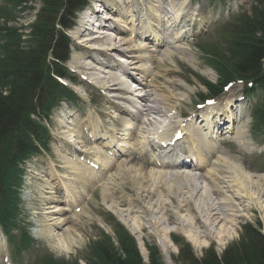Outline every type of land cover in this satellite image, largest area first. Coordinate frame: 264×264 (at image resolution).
I'll return each instance as SVG.
<instances>
[{
  "label": "rangeland",
  "instance_id": "rangeland-1",
  "mask_svg": "<svg viewBox=\"0 0 264 264\" xmlns=\"http://www.w3.org/2000/svg\"><path fill=\"white\" fill-rule=\"evenodd\" d=\"M89 1L90 4L94 3V6L97 2H102L103 6L105 8H108V11L107 9H104L105 11L103 12V14H105V12H110L113 17H115L114 19H118V21L116 22H106L108 23V25L115 27V30L117 32L116 34H122L120 32V30H122L121 26L125 25L128 27V25L130 24L129 16L131 15V11H138L143 8V6L146 8L153 4V0ZM158 1L160 5H162L164 2V0ZM227 3H236V5H239V7L241 6L240 9L243 10H246L249 7V4L241 0L191 1L190 6L192 7L196 4L200 5L203 20L207 21V24L205 23L203 28L199 31V34H197L200 37L193 36V39L195 38L193 42H190L192 37L186 38V40L182 42L181 40H175L173 44H169L168 46H164L158 49V52H149L145 55L138 53L136 55H133L131 53H128L129 47L127 45H121L119 47V55H122L128 61H139L135 66H133V63L130 61L131 63H129V71L132 73L134 72L133 68H144L143 62L140 61V58H142L143 55L144 57H146V59H149V61L151 60L152 63L154 62V64H156V66H152L151 63L149 65L151 69L153 68L151 70V76L155 77L154 82H156L150 84L153 93L152 98H154L156 92H158L159 95L162 96V98H167V94L175 95L176 99H178L175 103L176 106L168 105L169 108H167V111H169L168 113H170L168 114V116L176 117L174 118L173 122L179 121L177 120V117L181 115L184 116L190 111H195L194 102L196 101L195 99L198 93H205V89L201 85V82L203 80L211 83H216L217 81V75L210 69L212 65L210 64L209 59L202 58V55L198 51V48L201 47V44H199L198 41L200 38L207 43H217L220 41L221 26L239 12L238 7V10L236 12L229 13L230 15L226 16L224 8ZM41 7V0H32L25 9L16 10V19L13 23L10 24L13 27L19 29L22 28V30H24L26 36H24L23 39L26 40L28 38V34L32 30L30 26L34 24V22H32L33 18L37 17V13L39 12V9H41ZM210 20H216V22L212 23ZM69 33V35H71L73 39L76 40H74L73 42L74 50L72 51L70 59L68 61V67L72 70L74 76L77 77V81L80 84L76 87L70 86L79 100V103L76 105V107L78 108V114L76 115V117L80 118L86 115L87 120L90 116L93 119H98L97 115L99 113H105L107 111L108 114L110 113V115H112L113 117H117L121 121H124L126 124H128L129 120L127 118L122 117L119 114H112V112H110V109L107 108L108 106H106V103L103 105H99V102L102 99L105 101L107 100L105 98L106 96L116 94V92L110 91L111 87L106 90L105 97L101 95L98 90L105 89L103 87V83L107 84V81H109L108 75L106 74V66L114 65L117 68L119 67V64H117V62L113 59L118 57L116 53L108 52V55L106 56L104 54L103 50L109 47L105 42L110 41L103 40L102 38H99L97 39V41L93 42L85 41V38L86 40H92V38L94 37H88L84 32L81 33L80 28L77 26L72 32L69 31ZM176 33L177 32H175V34ZM113 34L115 35V33ZM95 37L97 38V36ZM129 38L130 36L127 38V40H129ZM115 39L117 43L119 40H117L118 37L116 35ZM115 45L118 46L119 44ZM144 45L145 47L148 46L147 44ZM152 49L155 48L152 47ZM122 52L124 53L122 54ZM168 71L169 73H167ZM81 76H85L88 80L87 82H90L92 86L83 81V79H81ZM135 77L136 80H138V77ZM109 83L110 81L108 82V84ZM152 85H155L157 88L154 89ZM95 86L97 88H95ZM121 88L122 86H118L116 89L120 90ZM242 92V85H235L231 88L230 92L227 93L228 95H225V97H222V99L223 101L226 99H230L232 101L241 100ZM3 93H6V91H3ZM119 96L124 97L127 95ZM155 98L161 99L157 97ZM250 101L251 100L244 99L243 101H241V103H237V105L235 106V108L239 112H243L244 108H246L247 112H244L245 117L242 119V121H239L234 126L232 133L229 135V138H231V140L228 143L216 141L213 143H207V145L216 149V154L211 159L212 167L222 172L224 176H222L221 179L225 181L227 177H230L229 171L225 169L221 162L218 161L220 157H223L230 160L231 163H234L236 166L241 167L244 172L253 180L260 178L259 184L264 188V135H260L257 138H253L251 136L253 124L249 117ZM252 101L254 102V100ZM159 107L166 108L163 106ZM67 108L68 106L63 104L60 108H57L54 111L52 118L50 119V135L52 137L53 143L50 144V151L47 152L48 155H42L38 159L34 158L32 159V162L29 161L26 165L28 175L25 177L24 185L22 187L21 195L23 212L20 218L26 221V225L28 226L30 235L33 238H36L34 239L35 245L32 247L31 251L27 254H23L20 262H18L17 264H36L38 261H41L42 259H48L49 257H53L55 260L79 259L80 263L84 264V254L87 255L89 251V249H87V251H84L85 248L89 243L92 244L93 241L99 239L98 237H100L102 233L108 235L114 241H116V235L114 233L115 228H112L113 223L122 225L123 228L131 233L136 241H138L137 245L138 247H140L139 250L143 257V261L146 260L144 262H147L149 259L146 247L151 249H155L154 247H156L155 250H157V253L161 254L164 264H177L178 262H181L183 257L182 248L186 245L188 248H190L196 258L208 257L211 251L220 256L224 252L229 251L230 247L236 246L242 241H245L243 239V234L246 230V227H251L252 229L257 230L259 234L264 236V209H260L256 203L248 204L247 200L244 198H241L239 200L240 202H237L236 200L233 201L235 207L230 208L234 210L231 213L234 216L233 218L231 217L233 224L230 225L231 220L227 223L228 225L225 223V234L229 235V237L225 238L223 241H219L218 239L215 240L212 237L206 243H203L200 246L196 247L194 244L192 245L193 242L191 243L189 240H186L184 238V234L180 233L177 230H174V228L172 227L177 220L175 219L174 215H172V205L166 206L167 212H169L170 209V214L173 217L172 221L167 222V227L164 224L162 225V223H164V218L160 217V213L155 212V214H152L151 217L149 213L139 215L141 218V222L138 226L140 230H138L136 225H130V223H127L126 220H124L122 217V215L124 216L126 214V211L123 210H126L127 207L117 205L116 203H118V201L115 202L114 200H111L110 196L108 195V193H110L112 190H115L118 192L117 198L126 200L131 203L135 201L134 204L140 207L145 206V204L148 202L155 203V199H152L151 201H141L139 203L136 202V200H138V196L140 197V195L138 194V184L135 181L130 180L129 175L127 176V170L130 168L131 171L135 173L134 171H138L139 169H141L139 165L141 164V161H139L138 164L136 156L132 154L128 156L125 155L124 158L121 159V164L119 167H114L112 170L110 169L106 172V174L102 175L101 179L93 183L95 184L93 185L94 187H100L96 192L93 193V198L87 206L84 205V198L86 197L85 192L82 194L83 196L81 198V204L80 206H78L80 207L78 208V211L82 209V212H77L78 217L80 218H76L74 221H72V218H74V211L72 210L69 213L62 212V207L65 205L62 198L59 199L58 203L50 204L52 200L56 198H54V195L46 194L48 188L53 186V184L50 183L51 177H49L52 176V174H50V172L47 173V167H54V165H59L60 167H62L61 171H63L64 173L67 172L66 174H63L62 172L59 174H55L58 176L56 182H53L54 184H56L55 186H57V181L61 180L62 183L69 181V184L66 185L68 188H76L79 192H83L86 190L89 184L88 182H85L84 186H82L83 188L76 184L77 180L79 179L78 174H76L75 176L71 175L74 169L72 168V166H69L67 164V161L70 158L64 155L63 150H67V147L69 146L70 148L68 149V151L71 152V149H73L71 147H77L79 150L83 151V153L92 154L96 149H94L93 146H86L83 149L79 147L81 146V144L78 136L82 137L81 132L75 130V132L73 133V131H71L72 129L68 128L70 126L65 125L66 122L73 123V121L76 120L68 119L67 113H71L66 111ZM159 110H161V112H164V110L162 109ZM65 111L67 113H65ZM113 111L115 112L116 110L113 109ZM172 112H174L175 116H172ZM74 114H76V112ZM120 114H122V112H120ZM156 119L158 120V118ZM99 120L102 123L104 122L109 127L112 126L114 122L111 118L102 119L100 117ZM64 125L66 127H64ZM66 128H68L67 131L65 130ZM68 131H70L71 134L68 133ZM239 132L242 133L241 136L244 138L242 141H239L236 137V134ZM136 134L143 135L142 133H140V131H137ZM119 138H121L122 140L125 139V137ZM223 138L225 137H222V140ZM132 139L133 137L130 133L129 140L125 139L126 141L123 142L131 145L133 143ZM70 141L73 142L76 146H74ZM81 141L84 142L83 138H81ZM69 143L73 146L68 145ZM134 151L136 153L139 152L137 151V149H135ZM96 155H92L90 156V158ZM120 169H122V171H119ZM146 170L144 169L140 172L144 174ZM78 173L80 175H83V173ZM222 174L218 173L217 176H220ZM59 175H64V177L66 178H59ZM197 177L200 178V176ZM126 182H129L128 185L125 187L122 186ZM228 182L226 179L227 184ZM198 186L202 188V185ZM144 187L149 189L148 184L144 185ZM101 189H103V191H100ZM107 189H109V192L106 191ZM233 190L236 189L233 188ZM92 192L93 190L90 191L88 195L92 194ZM102 192L104 193L103 197L101 196ZM225 193L227 195L226 198H228L230 193ZM48 199H50V201ZM218 199L221 200L222 198ZM215 201L217 203V200ZM142 211L145 212L144 209ZM50 213L56 214L52 217H48ZM162 213L165 218H167V215H169V213H165L163 211ZM223 215L225 216V213ZM229 219L230 218H228L227 220ZM152 220L157 221V223L166 228L165 230H168L167 234L166 232L164 234V239L161 237L162 227L159 229L153 227L154 222L152 224ZM220 220L224 224L223 220L219 219V221ZM55 222L60 223L61 228L58 230L49 229V232H47L46 229L50 228L51 225ZM77 223H79V225H77ZM76 229H78L79 234L76 232ZM217 229L215 231L214 229H212L213 235L215 237L217 236L218 231L221 232L223 228L219 229L218 227ZM209 230H211V228ZM67 231H71L73 235L79 236L76 242H74L68 250L58 246L57 243L55 244V242H53V239L51 240L50 236L57 233L63 236ZM159 235L162 238H160L161 240H159ZM46 238H48V240H46ZM175 238L177 239V241H179L178 244L176 243ZM0 243V249L3 250V252L0 253V264H15L10 260V254L12 250L8 245L3 244V239L1 238V236ZM163 244L166 245V247L168 246L170 257L167 259L170 262L165 259L166 257L160 249V246L164 248ZM147 264H149V262Z\"/></svg>",
  "mask_w": 264,
  "mask_h": 264
},
{
  "label": "trees",
  "instance_id": "trees-1",
  "mask_svg": "<svg viewBox=\"0 0 264 264\" xmlns=\"http://www.w3.org/2000/svg\"><path fill=\"white\" fill-rule=\"evenodd\" d=\"M28 1L2 0L0 5V224L7 234L15 220L11 187L18 174L16 162L32 152L34 140L39 144L45 142L44 128L31 120L30 114L39 108L43 113L49 111L56 99L69 94L51 74L65 75L57 63L68 56L69 40L63 29L71 27L74 13L86 3V0H41L42 7L30 26L32 30L23 40L25 34L9 24L14 21L16 10L24 9ZM250 1L249 12L220 29L218 45L202 48L218 75L216 84L205 85L211 96H218L223 86L231 82L252 83V89L246 92L261 93L253 119L256 128L264 130V0ZM247 228L243 234L245 241L220 256L211 251L208 257L196 258L184 246L182 260L177 264H264V236ZM118 231L121 232L118 246L114 247L105 237L91 247L87 264H144L133 239L122 228ZM30 245L29 240L22 239L18 251H27ZM148 262L164 264L155 249L149 251ZM45 264L78 263L48 258Z\"/></svg>",
  "mask_w": 264,
  "mask_h": 264
},
{
  "label": "bare ground",
  "instance_id": "bare-ground-1",
  "mask_svg": "<svg viewBox=\"0 0 264 264\" xmlns=\"http://www.w3.org/2000/svg\"><path fill=\"white\" fill-rule=\"evenodd\" d=\"M187 3V0H182L179 2L177 5H172V18L173 21L177 22L178 20L181 19V16L184 13H187L188 17V23H189V28L184 32L180 30L179 33L176 34V39L181 37L182 35H192L193 33L197 32L201 28V24L203 22V17L202 14L199 12V7H195L194 9H191L190 7L186 6L185 4ZM154 15L156 18H154V21L157 23V25L162 27V23L165 22L166 26L169 27V19L163 20V16L160 5L156 2L154 6L150 8L151 11H154ZM162 16V17H161ZM153 17V16H152ZM105 18L109 19H114L112 16L107 15ZM115 21H118V19H115ZM177 26V24H176ZM174 26L173 29L176 27ZM104 27V26H103ZM122 28L127 29V26H123ZM157 29V31H156ZM102 30H108L106 33L108 36L103 37V40L110 41V42H105L107 46L108 51L114 52V53H120L119 47L121 45H127L129 47L128 51L131 52L132 54L134 52H140L142 49L140 47L142 44L139 41H135L132 39L127 40L125 37H128L130 34V37L132 36L131 33H135V38H139L138 35H148L151 38H154V41L156 43H159V35L157 32H159L158 28H155L152 30L151 25H141L140 32H136V29L134 27V23L130 27V32L125 33L122 37H119L117 40H119L116 43L115 36L111 37L110 35V30H115L114 26L105 24V28ZM102 33V32H100ZM133 35V36H134ZM125 36V37H124ZM92 41H97L96 39L92 38ZM91 41V42H92ZM115 42V43H114ZM115 44H119L118 46ZM119 62H122V59L118 60ZM149 69L145 68L142 71L148 72ZM118 71L125 75L127 78H131L132 75L127 71L126 66L123 67L122 69H118ZM169 73V71L167 72ZM109 81L113 82V86L117 87L120 85V79L118 78L117 75H114L113 72L109 73ZM111 85L105 84L104 87L110 88ZM154 89L157 87L155 85H152ZM144 91L146 92V99L147 103H150L149 100L152 98V87L147 86ZM148 91V93H147ZM144 92V94H145ZM154 96V95H153ZM161 98V99H156ZM153 104L154 107H151L150 105H147L145 108V113L147 114L145 118V121L143 122V125H139V131L143 135H141V139L146 140L149 138H152L154 135H158L157 131L153 134L150 133L151 128L154 127L156 124L154 121V118L152 116H160V117H166L169 119L167 108H169L168 105L171 106H176L175 103L178 99H176L175 95H168L167 98H162L161 95H159L158 92H156L154 98H153ZM159 106H163L166 108H162ZM162 109L164 112H161ZM147 116H150L149 118ZM174 118V117H173ZM163 119V118H162ZM159 129V128H158ZM144 130V131H143ZM156 130V129H155ZM189 131H187L188 133ZM242 133L239 132L236 134V137H241ZM207 138L210 136V133L206 134ZM163 140V139H162ZM210 141V140H205ZM189 142H194V140ZM208 143V142H207ZM195 151L196 153H200L202 150V145L200 140L198 139L197 142L194 144ZM69 156L68 154H66ZM98 162H100L99 159H97ZM221 164L225 167L226 170L229 171L230 177H227V182L226 179L225 181L222 178L224 176L220 170H216V168H213L211 164H206L205 165V158L203 162H199L196 164L197 168H191L194 169L193 172L198 173V171H201L204 166L206 167V171L202 170L197 176L199 177H190L186 172H180L181 169H185L186 167L178 165V163H172L170 165H165L163 164H156L152 160H146V164L149 165L150 167H146V172L142 174L144 169L141 167L138 171H134L133 173L131 169L129 168L127 170V176L129 175V178L131 181H135L138 184V200H136L137 203L141 201H151L152 199H155V203L148 202L145 204V206H137L134 204V202H128L126 200H119L117 205H122L124 207H127L126 214L122 217L124 220H126L127 223H130V225H136L137 229L140 222V214H146L149 213L150 217L152 214H155V212L160 213V217L164 218V223L162 225L168 226L167 222L172 221L173 217L170 214V209L169 212H167V205H172L173 209H171L172 215H174L175 221L174 225L172 226L174 230L179 231L180 233L184 234V238L186 240H189L192 245L194 244L196 247L202 245L203 243H206L210 238H214L215 240L223 241L225 238H228L229 235H226L225 233V225L231 220V217L233 218L234 216L231 214L234 210L230 209L231 207H235L233 201L236 200L237 202H240L239 200L241 198H244L247 200L248 204H257L259 208L264 209V188L259 184L260 178H257L256 180H253L250 176H248L244 170L236 166L234 163H231L230 160L227 158L220 157L218 159ZM67 164L69 166H75L69 160L67 161ZM132 164V163H129ZM96 165V163L94 164ZM77 166V165H76ZM78 167H83L81 165H78ZM74 169V167H72ZM84 168V167H83ZM157 169V170H155ZM186 171V170H184ZM75 172H77L75 170ZM220 173L222 175L217 176V174ZM90 174V172H86V175ZM74 175V174H73ZM85 177H79V182L81 181L82 183L85 182ZM200 180V181H199ZM89 182V181H88ZM263 182V181H262ZM129 182L124 183L122 186H127ZM69 184L68 182L62 183L63 187L68 188L66 185ZM79 184V183H78ZM148 184L149 189L145 188L144 185ZM93 184L92 182L89 183L88 186V192L93 190ZM198 185H202V188H200ZM82 186V185H81ZM236 189V190H233ZM69 189V188H68ZM226 190V191H224ZM100 191H103L101 189ZM225 192H229L230 195L228 198ZM238 194H236V193ZM53 190H50L48 188L46 194H53ZM104 193L102 192V197ZM212 197V198H211ZM218 198H222L221 200ZM111 200H116L117 198L115 197H110ZM217 200V203L216 201ZM77 201H79V198H77ZM167 201V202H166ZM169 204H166V203ZM219 202V203H218ZM231 202V204H230ZM229 203V204H228ZM73 205V204H72ZM77 207V206H76ZM74 207V209L76 208ZM249 207V206H247ZM145 210L143 212L142 210ZM224 209V210H222ZM77 212L78 210L75 209ZM161 211V212H160ZM163 212L169 213L167 215V218L163 216ZM223 212V213H222ZM225 213V216L223 215ZM56 213H50L48 217H52ZM73 217H78L77 214H75ZM230 218L229 220H227ZM219 219H222V221ZM73 221V220H72ZM154 222V224H153ZM177 223V224H176ZM226 223V224H225ZM153 227L156 229L161 228L162 233L161 237L164 239L165 237V232L167 234L168 230H165L164 226H161L157 221L152 220ZM233 224L232 220L230 221V225ZM79 225V223H77ZM228 225V224H227ZM219 227V229H222L221 232L218 231L217 236L215 237L213 235L212 229L214 231ZM61 224L58 222H55L51 225L50 228H47V232H49V229H60ZM211 228V230H209ZM218 230V229H217ZM76 232L79 234L78 229H76ZM51 240L53 239V242L55 244L57 243L58 246L65 248V249H70L71 245L76 242L77 238H79L78 235H73L71 231L65 232V234L59 235L58 233L55 235H50ZM159 235V240L162 238ZM44 238V237H43ZM49 238V237H48ZM46 238V240H48ZM161 238V239H160ZM45 239V238H44ZM213 239V240H214ZM162 248L160 246V249L162 253L165 255V259L170 262L167 258L170 257L169 249L168 246L163 244Z\"/></svg>",
  "mask_w": 264,
  "mask_h": 264
}]
</instances>
